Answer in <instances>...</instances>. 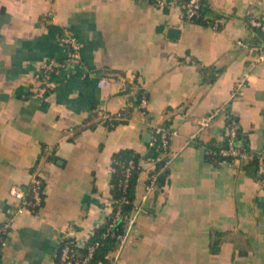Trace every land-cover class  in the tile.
I'll use <instances>...</instances> for the list:
<instances>
[{"label": "crops", "instance_id": "crops-1", "mask_svg": "<svg viewBox=\"0 0 264 264\" xmlns=\"http://www.w3.org/2000/svg\"><path fill=\"white\" fill-rule=\"evenodd\" d=\"M176 2L0 0V224L9 225L0 264H67L59 260L63 240L84 244L112 209L114 154L147 153L159 124L178 131L167 173L142 200L153 165L141 162L135 200L143 210L116 264H264L261 174L206 153L228 115L249 148L264 151V59L252 65L238 43L260 41L248 21L264 14V0H203L226 15L220 28L185 17ZM66 30L80 59L45 89L44 62L67 54ZM245 70L244 93L234 95ZM112 115L129 118L114 124ZM36 176L43 202L22 206L10 188H28Z\"/></svg>", "mask_w": 264, "mask_h": 264}, {"label": "built area", "instance_id": "built-area-1", "mask_svg": "<svg viewBox=\"0 0 264 264\" xmlns=\"http://www.w3.org/2000/svg\"><path fill=\"white\" fill-rule=\"evenodd\" d=\"M158 5H163L166 3V0H153ZM180 9L182 10V14H184L187 18H193L196 15H199V8L202 5V0H177L176 2ZM204 19L207 20L208 24L215 27L220 28L227 20L226 15H216L212 18L208 17L207 15L204 16ZM249 23L253 27H259L264 30V14L256 17L250 18ZM62 42L67 46L68 52L63 58H50L44 62V69L41 75V80L44 84V88L48 84H51L53 77L56 73L61 72L62 70L68 68L73 62L79 61L80 59V49L77 37L69 31H65V33L61 36ZM238 43L245 47L247 52L252 55L253 59L251 60V64L255 65L256 63L262 61L264 59V42L261 44H251L245 42L243 40H238ZM249 77L248 70L243 71L242 77L236 82L234 86V95H241L244 93V88L246 86V80ZM98 84L103 86L106 84V79L101 77L98 80ZM146 103L147 98L145 96L142 97L140 102L141 110L146 113ZM220 109H216L204 117L200 119L199 127L196 134L191 136L192 139L197 136V133L208 127L211 122L215 119L216 115L219 113ZM240 124L237 119L231 118L225 122L224 130L225 135L227 136L228 143L226 146L221 147L219 150H213V152H218L223 156H229L235 158L237 160L244 159L248 156V154L242 150L240 146L237 145V137L239 132ZM177 129L172 128L167 124H159L153 127L152 129V140H155L156 137H159L162 142V146L166 149H169V143L171 137L177 134ZM150 139V140H151ZM153 143V141L151 142ZM212 151L206 149V153H211ZM166 155V152L163 153ZM169 155V150L168 154ZM170 158V157H169ZM258 159L261 162L260 168H258L259 173L261 174V181L264 185V151L258 153ZM153 165L154 168V160L146 161ZM170 162V159L167 160V164ZM152 168V169H153ZM151 169V170H152ZM149 173L148 182L146 184V189L144 193L141 195L142 200H146L150 193L154 192L156 189V172L151 171ZM131 174L130 167L126 169V176L127 178ZM126 178V180H127ZM126 185V184H125ZM11 193L20 199L22 206L28 207H38L43 202V186L42 180L39 177H34L32 184L26 188L21 187L18 185H12L10 188ZM143 210V207L140 202H136L133 211L128 215H125V219L127 220L126 229L124 232L117 234V248L112 253L113 258L111 264H116L117 258L119 255L120 250L125 246L131 228L133 227L138 213ZM121 216L120 209L117 210L113 222L110 223V227L113 226L114 222L118 220ZM9 231L8 223L0 224V246L2 245L6 235ZM75 245H84L80 244L75 238L73 237H66L63 240L62 247L59 253V260L61 262H66L67 264H89L91 262V258L93 257V252L97 244H92L89 246V252L82 258L75 257ZM101 264V263H99Z\"/></svg>", "mask_w": 264, "mask_h": 264}, {"label": "trees", "instance_id": "trees-1", "mask_svg": "<svg viewBox=\"0 0 264 264\" xmlns=\"http://www.w3.org/2000/svg\"><path fill=\"white\" fill-rule=\"evenodd\" d=\"M207 15L208 17L212 18L213 16L220 15L211 11L209 8H205L204 2L202 0V5L199 8V15L194 16L191 18L193 21H198L202 23L208 24L207 20L204 19V16ZM250 21V20H249ZM248 21V22H249ZM250 26H252L249 23ZM258 34H260V41L253 42L251 44H261L264 42V30L259 27H253ZM203 69V66L201 65ZM146 96L145 93L139 91L136 104L141 102L142 97ZM120 117V115H118ZM129 115L125 117H115L112 115V121L114 124L119 122L127 121ZM231 118H235L232 115H228L226 121ZM243 133L239 128L238 137H237V145L244 150L248 156L244 159H241L243 165L245 167H253L255 168V173L257 175L258 172V153L253 151L249 148L246 140L243 139ZM153 141V143H151ZM228 143L227 136L225 135V130L223 131V138L220 141H213L206 144V149L211 150V153H207L210 157L214 158V160H219L222 158H229V156H223L218 152H213V150H219L221 147L226 146ZM168 150L162 146L161 139L156 137L155 140H150L148 142V151L145 154H140L139 152L135 151L131 148H124L120 149L114 154L113 157V171L111 176V192H112V209L108 216L106 217L105 221L98 225L95 230L91 233L88 240L84 243V245H75V257L82 258L89 252V246L92 244H97L94 252L93 257L91 258L92 264H111L113 255L112 253L117 248V234L124 232L127 225V220L125 219V215H129L135 206V198H136V185L138 174L142 168V161H150L154 160V168L151 171L156 172V190L158 188V184L160 181L163 182L167 169L168 164L167 160L169 159ZM166 152V155L163 153ZM130 167L131 174L127 178L126 176V169ZM127 178V180H126ZM126 184V185H125ZM120 209L121 216L118 220H116L112 227H110V223L113 222L115 214L117 210ZM220 248L219 242L213 240L211 242V249L213 252L218 251Z\"/></svg>", "mask_w": 264, "mask_h": 264}, {"label": "water", "instance_id": "water-1", "mask_svg": "<svg viewBox=\"0 0 264 264\" xmlns=\"http://www.w3.org/2000/svg\"><path fill=\"white\" fill-rule=\"evenodd\" d=\"M170 31L173 33V35H176L179 32V29L175 27H171ZM89 264H92V263H89Z\"/></svg>", "mask_w": 264, "mask_h": 264}]
</instances>
